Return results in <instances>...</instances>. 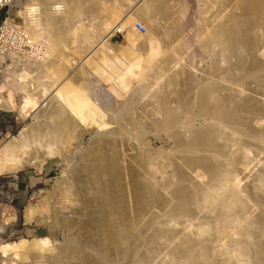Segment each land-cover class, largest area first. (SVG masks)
<instances>
[{"label": "bare ground", "instance_id": "bare-ground-1", "mask_svg": "<svg viewBox=\"0 0 264 264\" xmlns=\"http://www.w3.org/2000/svg\"><path fill=\"white\" fill-rule=\"evenodd\" d=\"M116 1L27 0L14 11L45 47L39 57L8 54L23 64L12 72L21 91L15 110L33 121L0 142V175L78 155L72 186L54 185L76 206L67 219L56 201L50 206L52 223L74 226L62 244L21 238L1 249L23 264H264V0H229L223 12L227 0H212L209 30L194 31L211 56L198 77L178 55L183 40L172 43L179 17L160 23L150 13L166 20L165 0H125L126 11ZM137 18L146 21L142 36ZM116 28L123 44L112 41ZM147 68L163 84L146 102L127 104V120H114L83 89L87 74L124 99L130 78ZM11 106L0 95V109ZM147 124L156 147L142 137ZM33 210L25 207L26 221Z\"/></svg>", "mask_w": 264, "mask_h": 264}, {"label": "rangeland", "instance_id": "rangeland-1", "mask_svg": "<svg viewBox=\"0 0 264 264\" xmlns=\"http://www.w3.org/2000/svg\"><path fill=\"white\" fill-rule=\"evenodd\" d=\"M26 1L27 0L13 1L12 5L9 8V13L12 15L14 19H16L15 12L19 9H22ZM165 1L167 3L166 5L171 8V12H172L166 20L164 18L162 19L161 15H159L158 13H154L153 11H150V13L154 14L156 21L160 23L167 21L170 22L173 20V18L179 17L178 19L180 20L179 22L181 23L180 24L181 34L179 33V35L176 36L178 37V39L175 37L172 43L173 45H178L180 43V40H183L184 48H181L179 50L178 55H180V58L183 62H185L186 64L187 63L190 64L194 69L198 71L196 72V77H198L199 70L201 68H204L207 65V63H209L211 56L206 52V50L201 48L200 43L197 41L199 39L195 36V32L199 24L203 25L205 30H209L207 20L208 18H211L210 16L212 15V11H213L212 0H205V1L204 0L202 1L201 0H165ZM116 2L119 8L121 7L123 11L127 10L128 3L125 0H117ZM230 5L231 3L229 2V0H227V2L224 5V8L220 12L228 10L229 9L228 7ZM3 15L1 18H3ZM137 19L135 21L141 22L144 25L146 32V26H145L146 21L142 20V18H137ZM147 24H148V28L152 32H154V29H152L154 28L152 24L150 22ZM124 34L125 31L119 37L117 36L112 37V41L118 44H123ZM144 34L142 33L140 35L142 36ZM154 34H153V40H156L157 37L159 36L156 33ZM180 35L184 39H182ZM69 43L70 42L68 41V44ZM73 44H75V42ZM144 47L145 45L140 43L139 46L136 48V51L142 57L145 56L146 55L145 52H147ZM57 49L58 48L56 47L55 50L57 51ZM70 50L71 48L70 49L68 48L67 49L68 52H66L68 53V57L76 58V55L71 54V52L69 53ZM64 61H66L65 58ZM11 64L13 65L11 66ZM21 66H23L21 62L18 63L17 61L11 59L9 55L5 59H2L0 61V95L6 98L12 105L11 107H13L14 109L8 111L5 109H0V142L9 140L12 136L17 135L23 127H25L27 124L33 121L31 115L25 117L21 115V113L15 110V107L17 108V105L20 102L21 91L17 87V85L19 84L18 83L19 78L17 79L12 72L14 71L20 72L22 70ZM37 70H38L37 68L36 69L32 68L31 73L33 74V72L35 73L37 72ZM147 70H149V68H147L137 77L130 78V82H129L130 86L126 88L125 92L123 90L124 99L121 98L122 101H120L121 99H118L114 94H112V92H108L109 90L107 89L105 84L102 82L103 83L102 85V83L98 81L97 78L95 79L94 76L86 74L83 80L84 86L82 84H78L77 82H75V80H74L75 82L74 85L77 88L83 86L85 92H87L90 95V97L96 103L99 104V107H101L102 111L113 110L112 114L114 115L113 116L114 120L124 119V118H125L124 120H127L129 119L128 117L134 116L133 113L129 114L130 109L127 107V104L130 103V105H133L134 103L137 102H141V103L146 102L148 97L151 94L158 91L159 87L163 84L164 78L160 74L155 73L154 76H149L148 79L147 78L148 75L143 74L146 73ZM144 79H146V81ZM139 89L142 90V92ZM139 91L142 93L141 95L139 94ZM127 94H129V96ZM131 94L132 96L134 95L133 97L135 99L133 97H130ZM127 96L128 98H126ZM117 101H120L121 103L120 102L118 103ZM110 104H112L113 106L111 105L112 106L111 107ZM105 106H107L108 108H105ZM107 112L106 114L109 113ZM103 115H105L104 112ZM108 116H104L106 118L103 117V120L105 121V119H107ZM107 120L109 123L110 122L109 117ZM109 124H108L109 128L107 130L111 131L112 129H114L115 125L110 124L111 125L110 126ZM133 132H135V130H133ZM154 133L155 132L152 126L150 124H147L144 127V132L142 134L143 139L145 141L148 140L152 147H156L158 145L156 138L153 137L155 136ZM89 137L90 136H86L83 139V142L79 145V148L84 147ZM259 157L261 158L262 156L260 155ZM68 158L69 159L65 162L55 161L56 158H54L45 161L42 166L36 165L32 167H26L17 171L16 173L0 175V246H2L5 243L18 241L21 238L30 240L32 238H38V237H44V238L46 237L47 240L50 242L49 243L50 245L51 244L60 245L63 243L65 237L68 236L69 233L74 230V226H66V224H59L60 223L58 222L59 220L52 223L53 222V219L51 218L52 213L51 212L49 213L50 206L53 203V201H56V206H62L61 210L63 211L59 214V218L61 217V219H67L66 217L71 214L70 210H72L76 206L75 204L76 200L74 201L75 198L69 195L68 193L67 194L62 193L63 195L59 193L56 195L54 193L55 184H64V185L72 186L73 183L72 177H73L74 169L78 162V155H76L75 157L71 155L68 156ZM263 159L264 157L261 158V160ZM17 179H20L28 186L27 189L28 193L22 199L18 198L17 196L18 193V190L16 189ZM52 193H54V195ZM55 195H56L55 197L56 200H54ZM62 201L64 203H62ZM69 201H71V203H69ZM27 205H30L32 208H34L33 210L34 215H32L29 221H26L23 217L24 209ZM63 213H65L64 216ZM41 217L43 218L41 219L42 221H38V219H40ZM81 249L84 251H90L94 253V249L92 248H81ZM1 250L2 249L0 247V264H8L10 262L13 264H23L21 263L22 261L19 259V257L18 259L21 262L17 261L18 259L16 260L15 259L16 257L10 258L11 256L9 257V251L8 253H6L7 251L4 252V250L2 251Z\"/></svg>", "mask_w": 264, "mask_h": 264}, {"label": "built area", "instance_id": "built-area-1", "mask_svg": "<svg viewBox=\"0 0 264 264\" xmlns=\"http://www.w3.org/2000/svg\"><path fill=\"white\" fill-rule=\"evenodd\" d=\"M13 1L0 0V11L4 12L3 18H0V61L3 58L5 59L10 52L24 54L30 57H39L33 56V54L37 53L41 55L45 43L43 39H34L29 36L12 17L9 13V8ZM135 27L140 32H145V28L141 22L136 21ZM122 34L123 31L120 28H116L113 37H119Z\"/></svg>", "mask_w": 264, "mask_h": 264}, {"label": "crops", "instance_id": "crops-1", "mask_svg": "<svg viewBox=\"0 0 264 264\" xmlns=\"http://www.w3.org/2000/svg\"><path fill=\"white\" fill-rule=\"evenodd\" d=\"M3 11H0V18L3 15ZM16 189L18 190L17 196L18 198L22 199L25 197V195L28 193V186L26 183H24L23 181H21L20 179L16 180Z\"/></svg>", "mask_w": 264, "mask_h": 264}]
</instances>
